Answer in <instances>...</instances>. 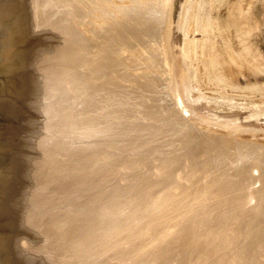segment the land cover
<instances>
[{
    "label": "rangeland",
    "instance_id": "374dc122",
    "mask_svg": "<svg viewBox=\"0 0 264 264\" xmlns=\"http://www.w3.org/2000/svg\"><path fill=\"white\" fill-rule=\"evenodd\" d=\"M172 2L171 16H166L155 9L120 15L110 6L106 14L99 10L93 15L99 6L92 9L90 0L66 6L49 0H0V9L21 22L26 46L22 63L0 70V135L7 153L5 210L15 264H132L106 250L110 222L99 225L93 217L97 199L134 185L156 194L181 183L197 211L212 212L215 228L237 220L236 232L263 203L259 192L264 187V0ZM72 6L75 14H71ZM145 20L151 25H144ZM165 27L171 30L170 44ZM154 41L161 46L167 42L168 57L162 58L164 48L158 50ZM147 55L153 57L151 65ZM116 97L132 103L125 110L132 116L135 131L125 135L121 130L129 120L119 124L120 119L113 118L112 129L105 125L93 134L86 132L84 127L95 122L89 112H97V106L109 104L115 111L112 115L118 114L117 106L122 104H110ZM215 147L223 153L220 157L203 164V158L195 157ZM127 164L132 167H124ZM148 172L154 178H148ZM254 219L250 237L242 234L237 246L244 241L255 244L264 231V215Z\"/></svg>",
    "mask_w": 264,
    "mask_h": 264
},
{
    "label": "bare ground",
    "instance_id": "6f19581e",
    "mask_svg": "<svg viewBox=\"0 0 264 264\" xmlns=\"http://www.w3.org/2000/svg\"><path fill=\"white\" fill-rule=\"evenodd\" d=\"M50 2H55L59 6H66L71 3H74L75 5H81V1L83 0H49ZM92 1L93 7L99 6L97 10H94L92 13L93 15H98L101 11V13H105L108 11L109 6L111 9H115L118 13L120 12V15L132 13L135 11H144L146 9L147 13H150L152 9H155V11H158L159 13L162 11L165 12L166 16H171V7L173 0H114V3L116 5L113 6V4L110 1L113 0H90ZM192 1V0H191ZM246 1V0H245ZM239 2V1H237ZM44 4V2H42ZM245 3V2H244ZM54 4V3H53ZM184 4V3H183ZM50 5V4H49ZM55 5V4H54ZM194 5V4H193ZM201 5V4H200ZM199 3L197 6H200ZM238 5V4H237ZM245 5V4H244ZM196 6V5H195ZM47 7V6H46ZM55 7V6H54ZM71 14H75L76 10L71 7ZM85 8V7H84ZM75 11H74V10ZM194 9V7H193ZM197 9V8H196ZM199 9V8H198ZM244 9V8H242ZM241 9V10H242ZM100 10V11H99ZM186 10V9H185ZM189 10H192L189 8ZM239 10V9H238ZM240 10V12H241ZM73 11V12H72ZM194 11V10H193ZM199 13V10H196ZM236 11V10H235ZM154 12V10H153ZM171 12V13H170ZM188 12V11H187ZM237 12V11H236ZM70 13V11H69ZM234 14V12H232ZM50 14V13H49ZM232 14V15H233ZM236 14V13H235ZM82 15V14H81ZM184 15V14H183ZM189 15V14H188ZM192 15V13H191ZM200 17V13L198 14ZM239 16V14H237ZM236 15V16H237ZM190 16V15H189ZM188 16V17H189ZM196 16V15H195ZM234 16V15H233ZM90 17V16H88ZM99 17V16H98ZM186 17V16H185ZM194 17V16H193ZM243 16L240 18L242 19ZM192 18V17H191ZM197 19V17H194ZM202 18V17H201ZM229 18V16H228ZM233 20L234 18L231 17ZM237 18V17H236ZM133 19V18H131ZM199 19V18H198ZM226 19V18H225ZM244 19V18H243ZM46 20V19H45ZM71 20L72 17H71ZM193 20V19H192ZM232 20V21H233ZM49 21V20H47ZM54 21V20H53ZM99 21V19H98ZM97 21V22H98ZM120 21V20H119ZM125 21V20H124ZM130 21V20H129ZM137 21V18H136ZM183 21V19L181 20ZM196 21V20H194ZM193 21V22H194ZM227 21V20H226ZM76 22V21H74ZM143 22V21H142ZM170 22L169 17H167V23ZM172 22V19H171ZM188 22V20H187ZM201 22V20L199 21ZM55 23V22H54ZM77 23V22H76ZM83 23V22H82ZM126 23V22H125ZM137 23V22H136ZM144 25L148 24L151 25V22H147L146 20L143 22ZM165 23V22H164ZM173 23V22H172ZM183 23V22H181ZM191 24V22H189ZM234 23V22H233ZM238 23V22H237ZM52 24V23H51ZM163 24V23H162ZM195 24V23H193ZM229 24V23H228ZM227 24V25H228ZM231 24V23H230ZM242 25V23H240ZM55 25V24H54ZM86 25V24H85ZM102 25V24H101ZM110 25V24H109ZM147 25V26H148ZM173 25V24H172ZM171 25V26H172ZM225 25V24H224ZM232 25V24H231ZM234 25V24H233ZM119 26V25H118ZM131 26V25H129ZM137 26V25H136ZM182 26V25H181ZM238 26V25H235ZM188 27V26H186ZM89 28V27H88ZM87 28V29H88ZM130 28V27H129ZM153 28V27H152ZM164 28V27H163ZM167 28V27H165ZM194 28V27H192ZM196 28V27H195ZM243 28V27H242ZM86 29V28H85ZM141 29V28H140ZM151 29V28H150ZM158 29V28H157ZM168 29V28H167ZM190 29V27H189ZM198 29V28H197ZM236 29V27H235ZM234 29V31H235ZM237 29H240L237 27ZM89 30V29H88ZM105 30V29H104ZM117 30V29H116ZM170 29H168L167 32V42H169V35L171 36V33L169 32ZM183 30V29H182ZM90 31V30H89ZM122 31V30H121ZM137 31V30H136ZM171 31V30H170ZM233 31V30H232ZM239 31V30H237ZM242 31V30H241ZM239 31V32H241ZM105 32V31H104ZM154 32V31H153ZM190 32V31H189ZM108 33V32H107ZM131 33V32H130ZM149 33V32H148ZM170 33V34H169ZM157 34V33H156ZM135 35V34H134ZM140 35V34H139ZM144 35V34H143ZM116 36V35H115ZM145 36V35H144ZM147 36V35H146ZM153 36V35H152ZM164 36V35H163ZM236 36V35H235ZM109 37V36H108ZM159 37V36H158ZM162 37V36H161ZM153 38V37H152ZM190 38V37H188ZM214 38V36H213ZM233 38V37H232ZM111 39V38H110ZM120 39V38H119ZM155 39V38H154ZM208 39V38H207ZM236 39V38H235ZM94 40V39H93ZM96 40V39H95ZM152 40V39H151ZM149 40V41H151ZM164 40V39H163ZM191 39H189L190 41ZM238 40V39H237ZM243 40V39H242ZM240 41V40H239ZM93 42V41H92ZM152 42V41H151ZM155 42V41H154ZM167 42H164L165 46H161V42L157 41L155 44H157V48L159 50V47H161L165 53V55L162 58L168 57L167 52L169 46L166 44ZM233 42V41H232ZM237 42V41H236ZM242 42V41H241ZM137 43V42H136ZM234 43V42H233ZM240 43V42H239ZM245 43V42H244ZM243 43V45H244ZM126 44V43H125ZM149 44V43H148ZM151 44V43H150ZM153 44V43H152ZM215 44V43H214ZM230 44V43H229ZM147 45V44H145ZM206 45V44H205ZM111 46V45H110ZM194 46V44H193ZM242 46V44H241ZM129 47V46H128ZM195 47V46H194ZM233 47V46H232ZM238 47V45H237ZM244 47V46H243ZM247 47V46H246ZM143 48V47H142ZM154 48V47H152ZM168 48V49H166ZM186 48V46H185ZM240 48V47H239ZM248 48V47H247ZM127 49V48H126ZM235 49V48H234ZM245 49V48H244ZM249 49V48H248ZM88 49H86L87 51ZM137 50V49H136ZM167 50V51H166ZM92 51V50H91ZM113 51V50H112ZM129 51V49H128ZM133 51V50H132ZM131 51V52H132ZM173 51V50H172ZM211 51V50H210ZM240 51V50H239ZM124 52V51H123ZM191 52V51H190ZM92 53V52H91ZM90 53V54H91ZM112 53V52H111ZM121 53V52H120ZM144 53L141 51V54ZM147 53V52H146ZM157 53V52H156ZM170 53V52H169ZM176 53V52H175ZM185 53V52H183ZM209 53V52H208ZM247 53V52H245ZM94 54V53H93ZM101 54V53H100ZM115 54V53H114ZM123 54V53H121ZM134 54V53H133ZM174 54V53H173ZM187 53H185L186 55ZM236 54V53H235ZM240 54V53H239ZM243 54V53H241ZM84 55V54H83ZM103 55V54H102ZM137 55V54H136ZM150 55V54H149ZM175 55V54H174ZM233 55V54H231ZM88 56H90L88 54ZM110 56V55H109ZM184 56V55H183ZM188 56V55H187ZM207 56V55H206ZM78 57H80L78 55ZM147 62L150 63V65L153 63V57L147 55ZM176 57V56H175ZM217 57V56H216ZM232 57V56H231ZM244 57V56H242ZM241 57V58H242ZM67 58V57H66ZM86 58V57H85ZM83 58V59H85ZM107 58V57H106ZM122 58V57H121ZM179 58V57H178ZM195 58V56H194ZM193 58V59H194ZM228 58V57H227ZM261 58V57H260ZM68 59V58H67ZM128 59V58H127ZM171 59V58H170ZM177 59V58H175ZM185 59V58H184ZM215 59V58H214ZM236 59V58H235ZM110 60V59H109ZM231 60V58H230ZM246 60V59H245ZM67 61V60H65ZM78 61V60H77ZM89 62V60H87ZM133 61V60H132ZM146 61V60H145ZM172 61V60H171ZM179 62V60L177 59ZM244 61V60H243ZM249 61V60H248ZM259 60H257L258 63ZM262 61V60H261ZM79 62V61H78ZM102 62V61H101ZM119 62V61H118ZM152 62V63H151ZM174 62V61H173ZM177 62V63H178ZM186 62V61H185ZM189 62V61H188ZM192 62V61H191ZM222 62V61H221ZM231 62V61H229ZM247 62V61H245ZM264 62V61H263ZM60 63V62H59ZM67 62H65L64 65H66ZM176 63V61H175ZM176 66L178 67L180 64ZM244 63V62H243ZM260 63V62H259ZM258 63V64H259ZM262 63V62H261ZM68 64V63H67ZM83 64V62H82ZM111 64V63H109ZM122 64V63H121ZM125 64V63H124ZM123 64V65H124ZM138 64V63H137ZM239 64V63H238ZM248 64V63H247ZM253 64V63H252ZM61 65V64H60ZM74 65V64H73ZM88 65V64H87ZM108 65V64H107ZM134 65V64H133ZM188 65V64H187ZM212 65V64H211ZM214 65V64H213ZM236 65V64H235ZM243 65V64H242ZM246 65V64H245ZM251 65V63H250ZM257 65V64H254ZM262 65V64H261ZM260 65V66H261ZM264 65V64H263ZM44 66V65H43ZM71 66V65H70ZM174 66V65H173ZM241 66V65H240ZM244 66V65H243ZM259 66V69H260ZM50 67V66H49ZM74 67V66H73ZM110 67V66H108ZM147 67V66H146ZM176 67V68H177ZM94 68V67H93ZM114 68V67H113ZM128 68V67H127ZM134 68V67H132ZM150 68V67H149ZM160 68V67H159ZM180 68V66H179ZM220 68V67H219ZM222 68V67H221ZM230 68V66H229ZM238 68V67H237ZM241 68V67H240ZM246 68V67H245ZM254 68V66H253ZM256 68V67H255ZM78 70V67L76 68ZM100 69V68H99ZM105 69V68H104ZM124 69V68H123ZM178 69V68H177ZM190 69V67H189ZM225 69V68H224ZM236 69V68H235ZM244 69V68H243ZM250 69V68H249ZM61 70V69H60ZM83 70V69H81ZM106 70V69H105ZM131 70V69H130ZM156 70V69H155ZM165 70V68H164ZM229 70V69H228ZM232 70V69H231ZM230 70V71H231ZM255 70V69H254ZM58 71V70H57ZM63 71V70H62ZM74 71V70H73ZM89 71V70H88ZM128 71V69H127ZM176 71V69H175ZM182 71V70H181ZM224 71V70H223ZM241 71V70H240ZM251 71V70H250ZM76 72V71H75ZM78 72V71H77ZM109 72V71H108ZM158 72V71H157ZM177 72V71H176ZM194 72V71H193ZM196 72V70H195ZM228 72V71H227ZM259 72V71H258ZM71 73V72H70ZM79 73V72H78ZM81 73V72H80ZM79 73V74H80ZM83 73V72H82ZM86 73V72H85ZM103 73V72H100ZM113 73V72H111ZM110 73V74H111ZM131 73V71H130ZM175 73V72H174ZM179 73V72H178ZM243 75L245 72H242ZM59 74V73H58ZM61 74V73H60ZM72 74V73H71ZM106 74V73H105ZM165 74V73H164ZM251 74V73H250ZM254 74V73H253ZM57 75V73H56ZM61 75H64L61 74ZM82 75V74H80ZM78 75V76H80ZM83 74L82 76H84ZM87 75V74H86ZM184 75V74H183ZM247 75V73H246ZM60 76V75H59ZM106 76V75H105ZM111 76V75H109ZM108 76V77H109ZM156 76V75H155ZM191 76V75H189ZM224 76V75H223ZM222 76V77H223ZM254 76V75H253ZM75 77V76H74ZM169 77V75H168ZM167 77V78H168ZM112 78V77H111ZM140 78V77H139ZM63 80L64 77L62 78ZM60 81H63V80ZM114 79V78H113ZM78 80V79H77ZM93 80V79H92ZM99 80V79H98ZM117 80V79H115ZM59 81V79H58ZM175 81V80H174ZM189 81V80H188ZM232 81V80H231ZM263 81V80H261ZM66 82V81H65ZM109 82V81H108ZM123 82V81H122ZM140 82V81H138ZM259 82V81H258ZM124 83V82H123ZM190 83V82H189ZM263 83V82H262ZM59 84V83H58ZM67 84V82L65 83ZM64 84V85H65ZM101 84V83H100ZM120 84V83H119ZM126 84V83H125ZM130 84V82H129ZM173 84V83H172ZM175 84V83H174ZM259 84V83H258ZM264 84V83H263ZM77 85V84H76ZM124 85V84H122ZM150 85V84H149ZM257 85V84H256ZM67 86V85H66ZM75 86V85H74ZM133 86V85H132ZM165 86V85H164ZM177 86V84H176ZM261 86V85H260ZM61 87V86H59ZM151 87V86H150ZM248 87V86H247ZM250 87V86H249ZM145 88V87H144ZM180 88V87H179ZM262 88L264 86L262 85ZM61 89V88H60ZM74 89V88H73ZM246 89V88H245ZM124 90V89H123ZM242 90V89H241ZM254 90V89H253ZM258 90V89H257ZM73 91V90H72ZM81 91V90H80ZM102 91V90H101ZM132 91V90H131ZM162 91V90H161ZM260 91V90H259ZM64 92V91H63ZM74 92V91H73ZM89 92V91H88ZM107 92V91H106ZM111 92V91H110ZM176 92V90H175ZM174 92V93H175ZM255 92V91H254ZM263 92V91H262ZM84 93V92H83ZM101 93V92H100ZM103 93V92H102ZM117 93V92H116ZM65 94V93H64ZM76 94V93H75ZM81 94V92L79 93ZM90 94V93H89ZM105 94V93H104ZM172 94V93H171ZM176 94V93H175ZM173 95V94H172ZM249 95V94H247ZM60 96V95H59ZM74 96V95H73ZM81 96V95H80ZM83 96V95H82ZM95 96V95H94ZM176 96V95H175ZM174 96V97H175ZM250 96V95H249ZM264 96V95H263ZM86 97V96H84ZM97 97V96H96ZM230 97V96H229ZM248 97V96H247ZM122 97H116L114 102L112 103H120L121 105L117 106V113L115 115H112L111 111H114L113 109H109L111 106L108 105H100L97 106V112H89L91 114V120L94 118L95 122L93 123L91 120L90 124L88 126H85L84 129L86 132L92 133L95 131H100L103 128L108 129L109 126L112 125V120L114 118L120 119L119 124H125L128 120V122L124 125L125 130L122 132L125 133V135L132 133V130L135 131L137 128L134 124V121L131 120L132 116L129 115L125 109V106L128 107L132 104L130 101H127L122 99ZM226 98V97H225ZM63 99V98H62ZM84 99V98H83ZM177 99V98H176ZM246 99V98H245ZM250 99V98H249ZM264 99V98H263ZM87 100V99H86ZM71 101V100H70ZM73 101V100H72ZM239 101V100H238ZM256 101V100H255ZM60 102H62L60 100ZM233 102V101H232ZM246 102V101H245ZM257 102V101H256ZM255 102V103H256ZM260 102V101H259ZM258 102V103H259ZM262 102V101H261ZM264 102V101H263ZM88 103V102H87ZM242 103V102H241ZM252 103V102H251ZM70 104V103H69ZM68 104V105H69ZM93 104V103H92ZM97 104V103H96ZM250 104V103H248ZM253 104V103H252ZM65 105V103H64ZM67 105V104H66ZM84 105V104H82ZM182 105V104H180ZM259 105V104H258ZM62 106V105H61ZM183 106V105H182ZM181 106V107H182ZM76 107V106H75ZM184 107V106H183ZM192 107V106H191ZM62 108V107H61ZM79 108V107H78ZM149 108V107H148ZM180 108V107H179ZM190 108V107H189ZM68 109V108H67ZM70 109V108H69ZM105 109V112H104ZM150 109V108H149ZM152 109V108H151ZM76 110V108L74 109ZM185 110V108H183ZM256 110V109H255ZM260 110V109H259ZM132 111V110H131ZM137 111V110H136ZM69 112V111H68ZM75 112V111H74ZM103 113V114H100ZM115 112V111H114ZM182 112V111H181ZM185 112V111H184ZM253 112V111H252ZM67 113V111H66ZM137 113V112H136ZM175 113V112H174ZM68 114V113H67ZM77 114V113H76ZM64 115V114H63ZM71 115V114H70ZM73 115V114H72ZM86 115V113L84 114ZM105 115V116H104ZM142 115V114H140ZM62 116V115H61ZM81 116V114H80ZM83 116V115H82ZM68 117V116H67ZM101 117V118H99ZM137 117V116H136ZM81 118V117H80ZM71 119V118H70ZM72 119L73 116H72ZM143 119V117H142ZM140 120V119H139ZM153 121V120H152ZM75 122V121H73ZM145 122V121H144ZM156 122V121H155ZM78 123V121L76 122ZM87 123V122H86ZM65 124V123H64ZM74 124V123H73ZM117 124V123H116ZM134 124V125H133ZM64 126V125H62ZM61 126V127H62ZM81 126V125H80ZM122 125H120L121 127ZM118 127V128H120ZM136 127V128H135ZM63 128V127H62ZM144 128V127H143ZM154 128V127H153ZM66 130V128H64ZM112 129V128H109ZM139 129V128H138ZM155 129V128H154ZM205 129V128H204ZM236 129V128H235ZM68 130V129H67ZM70 130V129H69ZM148 131V129L146 128ZM240 130V129H239ZM111 131V130H110ZM151 131V130H150ZM231 132V131H230ZM105 133V132H104ZM118 133V132H117ZM135 133V132H134ZM133 133V134H134ZM144 136V133H142ZM151 134V133H150ZM139 135V134H138ZM146 135V134H145ZM238 135V134H237ZM84 136V135H83ZM133 136V135H132ZM77 137V136H76ZM82 137V136H81ZM135 137V136H134ZM132 137V138H134ZM142 137V136H140ZM194 138V137H193ZM230 138V137H229ZM77 139V138H75ZM128 139V138H127ZM228 139V138H227ZM80 140V139H79ZM91 140V139H90ZM94 140V139H92ZM97 140V139H96ZM99 140V139H98ZM102 140V139H100ZM106 140V139H104ZM110 140V139H108ZM124 140V139H123ZM122 140V141H123ZM129 140V139H128ZM131 140V139H130ZM249 140V139H248ZM251 140V139H250ZM107 141V140H106ZM111 141V140H110ZM116 143V140H114ZM119 140H117L118 142ZM126 141V140H124ZM256 141V140H255ZM92 142V141H91ZM102 142L105 144V141L102 140ZM101 142V143H102ZM120 142V141H119ZM118 142V143H119ZM98 143V142H97ZM67 144V143H66ZM89 144V143H88ZM92 144V143H90ZM127 144V143H126ZM126 144H123V147H127ZM194 144V143H193ZM58 145V144H57ZM81 145V144H80ZM84 145V144H83ZM94 145V144H93ZM203 145V144H202ZM77 146V145H76ZM115 146V145H114ZM112 146V147H114ZM234 145H232L233 147ZM72 147V146H70ZM69 147V148H70ZM81 147V146H80ZM111 147V146H110ZM120 146H118L119 149ZM131 147V146H130ZM116 148V147H114ZM129 148V147H128ZM106 149V147H105ZM218 147L212 148L210 151L202 150L199 153L195 154V157L199 159V157L203 158V160L200 163H205L208 160H214L218 157H220L223 153L218 150ZM230 149V148H229ZM248 149V148H247ZM72 150V148H71ZM110 150V149H109ZM116 150V149H114ZM113 150V151H114ZM64 151V150H63ZM102 151V150H101ZM105 151V150H104ZM128 151V149H127ZM81 152V151H80ZM123 152V151H122ZM193 152V151H192ZM119 154L121 151L118 152ZM132 153V152H131ZM51 154V153H50ZM90 154H92L90 152ZM101 154V153H100ZM105 154V152H104ZM103 154V155H104ZM108 155V153H106ZM204 155V157L202 155ZM80 155V154H79ZM117 155V154H116ZM83 156V155H82ZM90 156V155H89ZM102 156V155H101ZM167 156V155H166ZM111 162L113 161V157ZM108 157V158H110ZM120 157V156H119ZM125 156H122V158ZM185 157V156H184ZM187 157V156H186ZM106 158V157H104ZM121 158V159H122ZM133 158V157H132ZM182 158V157H181ZM56 159V158H55ZM75 159V158H74ZM119 158V160H121ZM180 159V158H179ZM185 159V158H183ZM90 160V159H89ZM96 159L92 160L95 161ZM110 161L109 159H107ZM106 160V161H107ZM116 160V159H114ZM118 160V158H117ZM124 160V159H123ZM127 160V159H126ZM88 161V160H87ZM91 161V160H90ZM102 161V160H101ZM104 161V160H103ZM122 161V160H121ZM125 161V160H124ZM162 161V159H161ZM186 161V159H185ZM233 161V160H232ZM250 161V159H249ZM96 162H99L98 159ZM163 162V161H162ZM52 163V162H51ZM92 163V162H91ZM113 163V162H112ZM122 163V162H120ZM60 164V163H59ZM150 164V162H149ZM169 164V163H168ZM182 164V163H181ZM185 164V163H184ZM61 165V164H60ZM95 165V164H94ZM170 165V164H169ZM64 166V165H62ZM67 166V165H66ZM122 166V165H121ZM148 166V164H147ZM173 166V164H172ZM197 166H199L197 164ZM202 165L200 164V167ZM70 167V166H69ZM124 167L130 168L132 165H125ZM78 168V167H77ZM85 168V167H84ZM96 168V167H95ZM120 168V167H119ZM139 168V167H138ZM193 168V167H192ZM74 169V168H73ZM79 169V168H78ZM82 169V168H81ZM147 169V168H146ZM155 168L153 167V170ZM180 169V168H179ZM211 169V168H210ZM249 169V168H248ZM71 170V168H70ZM69 170V171H70ZM104 170V169H103ZM102 170V171H103ZM107 170V169H106ZM105 170V171H106ZM113 170V169H112ZM111 170V171H112ZM122 170V169H121ZM126 170V169H125ZM128 170V169H127ZM151 171V169H149ZM171 170V169H170ZM221 170V169H220ZM62 171V170H61ZM64 171V170H63ZM62 171V172H63ZM72 171V170H71ZM88 171V169H87ZM85 171V172H87ZM119 171V170H118ZM146 171V170H145ZM156 171V170H155ZM178 171V170H177ZM177 171H175L177 173ZM74 172V171H73ZM89 172V171H88ZM95 171L94 173H96ZM152 172V171H151ZM154 172V171H153ZM72 173V172H71ZM79 174V172H76ZM80 173H83L80 171ZM91 173V171H90ZM98 173V172H97ZM108 173V172H107ZM147 173V171H146ZM155 172L154 174H156ZM206 173V172H205ZM212 173V172H211ZM244 173V172H243ZM85 174V173H84ZM99 174V173H98ZM133 175L135 173H132ZM153 173L149 174L148 172V178L149 175L151 176ZM172 174V173H171ZM192 174V173H191ZM247 174V173H246ZM252 174V173H251ZM104 175V174H103ZM76 176V174H75ZM130 176V175H129ZM137 176V174L135 175ZM142 176V175H141ZM178 176V175H177ZM229 176V175H228ZM236 176V175H235ZM68 177V176H67ZM127 177V176H126ZM143 177V176H142ZM147 176H144V178ZM153 177V175H152ZM158 177V176H157ZM156 177V178H157ZM183 177V176H182ZM194 177V176H193ZM203 177V176H202ZM238 177V176H237ZM123 178V177H122ZM139 178V177H138ZM136 179L135 181L141 179ZM143 178V179H144ZM154 178V177H153ZM172 178V177H171ZM177 178V177H176ZM192 178V177H191ZM240 178V177H239ZM238 178V179H239ZM132 179V178H131ZM151 179V178H150ZM233 179V178H232ZM77 180V179H76ZM79 180V179H78ZM142 180V179H141ZM141 180H139L141 182ZM146 180V178H145ZM152 180V179H151ZM179 180V178H178ZM184 180V179H183ZM131 181V180H130ZM134 181V182H135ZM138 181V183H139ZM147 181V180H146ZM156 181V180H154ZM152 181V183L154 182ZM175 181V180H174ZM126 182V181H125ZM124 182V183H125ZM128 182V181H127ZM260 182V181H259ZM68 183V181H67ZM121 183V182H120ZM123 183V181H122ZM130 183V182H128ZM127 183V186L129 184ZM136 183V184H138ZM156 183V182H155ZM159 183V181H158ZM173 183V182H172ZM206 183V182H205ZM235 183V182H234ZM142 184V183H141ZM154 184V183H153ZM181 183H174L170 187H167L164 191H161L156 194H152L150 192V189L148 187H141L142 190H138L139 187H135V185L132 187L133 189L130 190H124L118 191L116 193H109L107 195H103L101 199L98 201L95 205L97 211L94 212V221L95 223L103 224L104 222H110L107 224V228H109L108 236L106 241L103 240L102 242H106L105 248L106 250H113L114 252H117L120 257L128 259L132 264H264V231L261 232L259 237H256L255 244H251V242L248 244L244 241V243L241 246H237L238 238L244 235L245 238L248 239L250 237L252 230H253V223H255L254 216L257 217V214L264 215V187L260 189V194L263 199V203L259 208L256 210H253L255 213L248 215V219L243 223L242 228L239 229L237 232L235 230V226H238L237 220H231V222H224L223 226H218L215 228L212 224V212L207 208L206 210H200L197 211V209L194 208V202H192L191 199V193L187 190V188H182L180 186ZM117 185V184H115ZM120 185V184H118ZM123 184L122 186H124ZM157 185V184H156ZM154 185V186H156ZM159 185V184H158ZM184 185V184H183ZM238 185V183H237ZM240 185V184H239ZM152 186V187H154ZM79 187V186H78ZM112 187V185L110 186ZM118 187V186H117ZM121 187V186H120ZM124 187V188H128ZM192 187V186H191ZM116 188V187H114ZM194 188V187H193ZM224 188V187H223ZM64 189V188H62ZM105 189V188H104ZM111 189V188H110ZM112 190V189H111ZM110 190V191H111ZM62 191V190H61ZM152 191V190H151ZM99 192V191H98ZM194 192V191H193ZM77 193V192H76ZM197 193V192H196ZM242 193V192H240ZM83 194V193H82ZM89 194V193H88ZM218 194V193H217ZM84 195V194H83ZM87 195V194H86ZM100 195V193H99ZM94 196V195H93ZM241 196V195H240ZM198 197V196H197ZM256 197V196H255ZM259 197V196H258ZM249 200V199H248ZM257 200V199H256ZM81 201V200H80ZM83 201V200H82ZM241 202V201H240ZM197 206V205H196ZM227 211V210H226ZM67 212V211H66ZM225 213V212H224ZM254 215V216H253ZM70 216V214H69ZM73 216V215H72ZM75 216V215H74ZM61 217V216H60ZM78 217V216H77ZM81 217V216H80ZM82 218V217H81ZM84 218V217H83ZM87 218V217H85ZM91 219V218H88ZM88 221V220H87ZM91 222V221H90ZM93 222V221H92ZM91 222V223H92ZM214 223V222H213ZM104 225V224H103ZM255 226V225H254ZM92 227V226H91ZM235 230V234H232V232ZM99 231V230H98ZM254 234V233H253ZM105 236V235H104ZM110 237V238H109ZM75 239V238H74ZM73 241V240H72ZM101 242V243H102ZM80 243V241H79ZM84 244V243H83ZM82 244V245H83ZM103 244V243H102ZM82 245H79L82 247ZM223 246V247H222ZM87 247V245H86ZM85 248V247H84ZM83 250V249H82ZM85 251V250H84ZM108 252V251H107ZM106 253V252H104ZM116 253V254H117ZM262 253V254H261ZM96 256V255H95ZM90 258V257H89ZM97 259V258H96ZM95 261V260H94ZM119 261V259H118ZM121 262V261H120ZM126 262V261H125Z\"/></svg>",
    "mask_w": 264,
    "mask_h": 264
},
{
    "label": "water",
    "instance_id": "95a60500",
    "mask_svg": "<svg viewBox=\"0 0 264 264\" xmlns=\"http://www.w3.org/2000/svg\"><path fill=\"white\" fill-rule=\"evenodd\" d=\"M26 54L23 27L12 13L0 9V70L23 62ZM7 153L0 135V264H15L5 210V170Z\"/></svg>",
    "mask_w": 264,
    "mask_h": 264
}]
</instances>
